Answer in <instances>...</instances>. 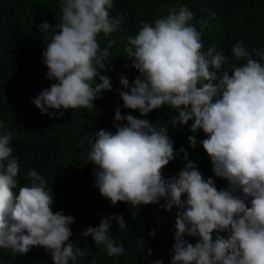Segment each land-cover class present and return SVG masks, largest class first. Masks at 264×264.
Returning a JSON list of instances; mask_svg holds the SVG:
<instances>
[{"label": "clouds", "instance_id": "1", "mask_svg": "<svg viewBox=\"0 0 264 264\" xmlns=\"http://www.w3.org/2000/svg\"><path fill=\"white\" fill-rule=\"evenodd\" d=\"M113 6V0H60L55 26H37L45 44L46 78L54 81L31 101L42 115L57 118L52 110L63 117L60 109H92L103 92L112 90L101 72L110 68L115 42L102 49L97 37L122 31V17L111 15ZM193 20L186 5L172 6L166 16L142 22L135 36L124 37L123 51L139 75L131 86L120 77L126 91L119 96L123 108L145 118L117 107L115 131L100 129L87 138L88 160L96 166L94 186L113 206L156 205L163 199L164 210L179 209L171 264H264V49L238 41L231 58L214 47L204 50L203 32ZM234 61L243 63L231 71L224 67ZM165 107L178 113L173 126L192 122V147L198 143L195 134L204 133L199 144L226 188L218 190L211 177L205 179L183 148L178 176L164 179L162 170L179 157L169 127L146 117ZM13 139L0 120V249L26 255L39 246L53 264H81L89 246L81 249L70 239L74 218L63 212L61 189L53 196L44 176L30 168L27 184L17 191L20 162ZM113 221L127 227L122 215L113 214L81 233L103 245L109 257L125 254L123 244L109 235ZM185 234L197 242H187ZM152 254L149 249L147 256Z\"/></svg>", "mask_w": 264, "mask_h": 264}, {"label": "trees", "instance_id": "2", "mask_svg": "<svg viewBox=\"0 0 264 264\" xmlns=\"http://www.w3.org/2000/svg\"><path fill=\"white\" fill-rule=\"evenodd\" d=\"M113 5L111 15L122 17V31L107 37L101 33L97 37L102 49L115 42L109 49L113 58L110 68L101 72L110 78L112 90L103 92L92 109H60L63 117L52 110L57 117L52 118L42 115L31 101L54 82L46 78L47 68L42 62L45 44L37 26L43 22L55 26L61 15L60 0H0V120L14 136L13 155L20 162L17 191L27 184L26 172L30 168L44 176L53 196L61 189L66 207L63 212L74 218L70 239L81 249L89 246V254L82 258L81 264H92L93 260L95 264H153L157 260L171 264L179 209L173 206L171 211L164 210L160 207L165 204L163 199L159 204L148 206L133 207L122 202L111 205L94 186L96 166L88 160L91 149L87 138L100 129L115 131L117 107L122 114L145 118L140 117L138 110L123 108L119 96V91H126L120 77L126 76L131 86L139 75L123 48L124 37L135 36L142 22L154 23L155 19L167 15V8L186 5L194 13L192 23L203 32L204 50L214 47L231 58L232 46L238 41L249 49H264V0H113ZM242 63L234 61L224 67L231 71L235 64ZM176 115L175 110L165 107L146 117L153 124L160 122L169 127L179 157L162 170L164 179L178 176L185 163L180 153L183 148L205 179L211 177L218 190L226 188L227 182L215 177L210 158L199 144V140L206 138L204 133L195 134L198 143L192 147L189 140L194 135L190 130L192 122L173 126ZM113 214L122 215L127 226L121 229L113 221L109 233L123 244L125 254L109 257L103 245H95L91 236L84 238L81 233L89 226L98 227L102 216ZM152 231L155 236L149 235ZM220 235L226 237L227 233ZM184 239L193 245L197 242V238L187 234ZM149 249L151 256H147ZM0 264L53 262L43 247L35 246L26 255L0 249Z\"/></svg>", "mask_w": 264, "mask_h": 264}]
</instances>
